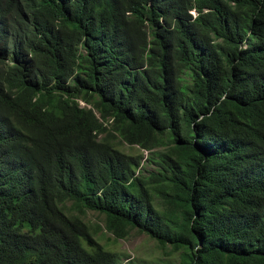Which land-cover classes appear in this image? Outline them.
<instances>
[{
  "label": "trees",
  "instance_id": "1",
  "mask_svg": "<svg viewBox=\"0 0 264 264\" xmlns=\"http://www.w3.org/2000/svg\"><path fill=\"white\" fill-rule=\"evenodd\" d=\"M66 201L264 264V0H0V264H119Z\"/></svg>",
  "mask_w": 264,
  "mask_h": 264
},
{
  "label": "rangeland",
  "instance_id": "2",
  "mask_svg": "<svg viewBox=\"0 0 264 264\" xmlns=\"http://www.w3.org/2000/svg\"><path fill=\"white\" fill-rule=\"evenodd\" d=\"M83 105L82 102H79ZM119 147L127 152H136V146H128L124 142L119 143ZM143 156L146 151H142ZM142 173L147 174L152 169V164L143 162ZM65 206L70 208V212L77 214L85 222L92 232V238L100 243L105 249L112 250L120 258L119 264H176L177 253L171 252L170 246L160 245L154 239L143 232L135 229L128 231L123 238H114L110 232L104 228V215L93 210L84 209L78 212L71 201H66Z\"/></svg>",
  "mask_w": 264,
  "mask_h": 264
},
{
  "label": "water",
  "instance_id": "3",
  "mask_svg": "<svg viewBox=\"0 0 264 264\" xmlns=\"http://www.w3.org/2000/svg\"><path fill=\"white\" fill-rule=\"evenodd\" d=\"M88 244H89V242H88Z\"/></svg>",
  "mask_w": 264,
  "mask_h": 264
}]
</instances>
